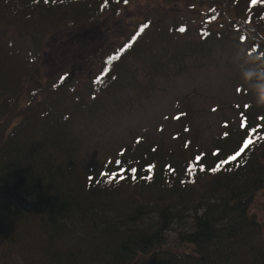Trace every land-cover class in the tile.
<instances>
[{"label": "trees", "instance_id": "16d2710c", "mask_svg": "<svg viewBox=\"0 0 264 264\" xmlns=\"http://www.w3.org/2000/svg\"><path fill=\"white\" fill-rule=\"evenodd\" d=\"M103 1L0 0V264H264L262 225L250 210L264 188V107L247 111L258 120L243 128L229 157L245 140L251 144L236 160H224L222 148L213 159L201 152L191 159L184 143L180 171L162 145L145 142L119 163L99 171L78 169L70 117L108 97L103 91H119L131 79L138 84L161 60L203 47L195 40L174 44L171 36L188 32L187 24L173 32L175 26H148L151 19H144L103 55L96 72L77 79L80 87L67 82L63 70L62 83L47 90L34 62L43 55L40 31L53 27L38 25L86 24L97 19ZM209 3L227 16L222 26L236 25L234 39L249 41L255 65L264 67V0ZM240 3L246 7L236 13ZM14 23L39 31L29 54L14 50L4 37L2 25ZM204 30L205 37L219 34ZM253 84L263 89V81ZM66 99L75 105H63ZM187 115L181 113L185 133ZM186 217L191 229L178 230L170 245L167 231Z\"/></svg>", "mask_w": 264, "mask_h": 264}, {"label": "rangeland", "instance_id": "374dc122", "mask_svg": "<svg viewBox=\"0 0 264 264\" xmlns=\"http://www.w3.org/2000/svg\"><path fill=\"white\" fill-rule=\"evenodd\" d=\"M209 1L195 0L190 4L185 0H104L107 4L97 19L86 24L69 27L72 25L59 21L55 26L38 25L53 27L40 31L43 55L34 62L38 65L36 75L39 81L43 77L47 90L62 83L63 70H68L65 80L78 87L77 79L96 72L103 55L123 43L144 19H151L148 26H175L173 32L187 24L188 32L180 31L176 39L171 36L174 44L186 40L203 44L202 49L192 51L190 47L175 59L161 60L157 71L144 72L138 84L131 79L133 83L119 91H103L108 97L70 117L67 130L79 144L78 169L99 171L121 161L128 151L138 152V145L145 142L162 145L163 153L171 156L180 171L184 169V143L191 159L200 152L213 159L216 149L222 148L225 160L244 134L243 128L258 120L247 111L262 109L258 105L264 102V86L262 89L253 82L264 83V67L255 65L256 53L249 41L234 39H239L240 32L235 31V24L221 25L227 16L220 9L211 10ZM240 5L236 13L246 7ZM206 23L209 26H201ZM2 27L14 50L29 54L36 46L39 31L33 27L22 23ZM206 28L219 34L205 37ZM138 64L141 69L142 63ZM249 72L252 75L246 76ZM63 88L66 90L67 84ZM74 102L66 99L63 105L74 106ZM185 111L189 118L186 133L181 118ZM250 210L261 223L264 237V188L255 195ZM191 222V217H186L167 231L170 245L176 243L178 230L191 229Z\"/></svg>", "mask_w": 264, "mask_h": 264}, {"label": "snow or ice", "instance_id": "6c2138e0", "mask_svg": "<svg viewBox=\"0 0 264 264\" xmlns=\"http://www.w3.org/2000/svg\"><path fill=\"white\" fill-rule=\"evenodd\" d=\"M181 31H183V29H181ZM105 71H107V69H105ZM225 135H227V134H225ZM250 144H251V140H245L243 143V147L235 155L229 157V159L230 160H236L237 157H239L241 155V153H243L244 150L249 147ZM117 163H119V161H117ZM217 168H219V165L217 166ZM132 171L134 173L135 169H133Z\"/></svg>", "mask_w": 264, "mask_h": 264}, {"label": "clouds", "instance_id": "9594fccd", "mask_svg": "<svg viewBox=\"0 0 264 264\" xmlns=\"http://www.w3.org/2000/svg\"><path fill=\"white\" fill-rule=\"evenodd\" d=\"M250 75H252L251 72H249V73L246 74V76H250ZM258 106L264 107V102H260Z\"/></svg>", "mask_w": 264, "mask_h": 264}]
</instances>
